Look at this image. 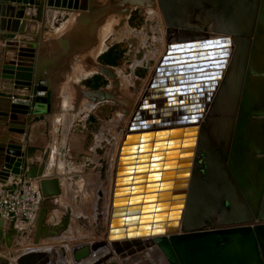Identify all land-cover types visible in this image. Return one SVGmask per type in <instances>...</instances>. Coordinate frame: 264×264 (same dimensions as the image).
Here are the masks:
<instances>
[{
	"label": "water",
	"instance_id": "water-1",
	"mask_svg": "<svg viewBox=\"0 0 264 264\" xmlns=\"http://www.w3.org/2000/svg\"><path fill=\"white\" fill-rule=\"evenodd\" d=\"M155 7L166 49L134 99L99 61L101 31ZM55 9L67 27L37 44L32 26ZM94 74L109 85L79 84ZM61 96L74 111L112 102L129 120L108 226L100 207L92 223L102 236L51 249L75 229L70 210L55 222L62 179L14 137ZM0 127V185L23 176L41 191L26 230L0 219V243L26 246L1 264H264V0H0Z\"/></svg>",
	"mask_w": 264,
	"mask_h": 264
},
{
	"label": "crops",
	"instance_id": "crops-1",
	"mask_svg": "<svg viewBox=\"0 0 264 264\" xmlns=\"http://www.w3.org/2000/svg\"><path fill=\"white\" fill-rule=\"evenodd\" d=\"M32 12L35 14V9ZM68 14L71 13L55 9L49 11L45 20L42 22L37 21L36 26H32L33 33H31L34 36L35 30L40 25L43 26L36 41L37 44L52 37V32L65 29L69 21ZM85 86L97 88L94 85ZM53 100L52 111L35 117L28 123L25 132L21 136H15L14 139L22 142L29 158L36 160L37 163L45 161L47 167H49L48 169L53 170L57 177L62 179L63 195L58 198V210H56L55 215L56 224L60 222L66 211L70 210L75 229H72L69 225L66 233H74L76 229L82 227L84 224L80 225L78 220L85 217L84 209L88 205L87 201L80 197L81 192L86 194L96 188V191L100 193L98 199L103 200L104 203L102 211L104 213L105 209L106 216L104 217L103 227L106 228L111 209V190L116 177L114 172L116 160L120 155V148L125 135V131H122L121 135L118 129V114L114 115L115 109L112 102L99 103L86 109L79 107L84 111L78 113L74 109H68L66 96L54 97ZM83 105L84 103L80 104V106ZM88 118H91L93 122H99L103 119L107 126L97 131L93 142H89V133L84 130ZM91 120L88 122L91 123ZM68 121H70L69 124ZM1 130L2 127H0ZM120 136H122L121 139ZM87 164L95 169L93 175L98 180L94 178L93 184L88 183L86 179L87 176H91V173H83ZM75 176H79L78 184L74 182ZM74 185L78 186L74 188ZM104 195L106 200H104ZM93 207L95 209V206ZM56 241L57 243L64 242L63 238H57L51 240L49 244L57 245L54 243ZM22 246L25 245L22 244ZM22 249L23 247L16 248L15 246L8 248L5 244L0 243V264L3 256L9 255L10 252L15 250L17 252L22 251Z\"/></svg>",
	"mask_w": 264,
	"mask_h": 264
},
{
	"label": "rangeland",
	"instance_id": "rangeland-1",
	"mask_svg": "<svg viewBox=\"0 0 264 264\" xmlns=\"http://www.w3.org/2000/svg\"><path fill=\"white\" fill-rule=\"evenodd\" d=\"M145 14H146L145 17L142 18L137 13L136 14L134 13L127 20V22H125L127 24V27L130 29V31H126V32L124 30L122 31V28H123L122 27L117 32H114L116 31V28H117L115 27V23H116L115 19L110 20L103 27L104 29L107 28L106 34L103 37L104 39L106 38L105 40L106 51L109 48H111V46L117 45L116 52H119V51L121 52L120 61L117 64H113V65L108 64V65L115 68L116 72L118 73L119 78L121 79L122 84L124 85L123 87L126 88L124 92H126V94L128 95L130 94V96L134 99H136L142 93V90L145 88L147 84L148 76L150 72L154 68L155 64L158 62L160 56L164 54V51L166 49V44H167V42L165 41V32L163 28L164 23H163V20L160 19L161 14H160L159 9L157 7L150 8V10L147 9ZM149 15H151V17H148ZM146 18L147 20H145ZM104 29H102L101 31V37H102V32ZM114 33H115V38H114ZM106 51H104V53ZM142 60L144 62H141ZM99 61H100V57H99ZM134 79L138 81V84L134 91L129 92L127 86H130V85L135 86L133 82ZM79 84L83 86L98 84L99 85L98 87H104V86L109 85V81L102 75L94 74L85 79H82ZM79 107L81 108V106H78L75 108V111H77L78 113H81V112L83 113L84 110H81ZM83 109H86V108H83ZM118 116L121 119L119 120L120 122L118 123V129L120 131V134L122 135V131H125V127L129 120V116L127 115L125 116L122 114L121 115L118 114ZM89 120H91V118H88V121ZM88 121L85 124L86 126L84 130H86L87 133H89V137H88L89 142H93L95 134H97V131L107 126L103 119L99 122L98 121L93 122V120H91V123H89ZM69 122L70 121H68V124ZM121 137L122 136H120V139ZM84 168L85 169L83 173H86V172L91 173L90 177L89 176L86 177L88 183L93 184L95 180L94 178H96L95 175H93L95 173L94 172L95 169H92L91 166L88 164ZM78 177L79 176L74 177V182H76L77 184H78V179H79ZM77 186L78 185L76 186L74 185V188H76ZM99 196H100V193L96 191V188L93 191L90 190V192L86 194L85 192L84 193L81 192L80 197L86 200L87 201L86 203L88 205L84 209L85 217H81V218L87 219L89 223L87 224L83 222H78L80 225L81 224H84V225L79 228L80 230L76 229L74 233L70 235V238L64 241V244L67 245V248L73 243L89 241L90 239L100 238L102 236V234L100 235L95 234L92 228L94 227L92 223L96 221L95 217L98 214L97 213L98 208L100 207V209H102L103 204H104L102 202L103 200L98 199ZM103 197L105 198V195ZM104 200H106V198ZM93 206H95V209ZM105 216H106V213L104 214L103 217ZM103 221H105V218H103ZM85 230L87 232H85ZM54 243H56L57 248H59L58 246L61 244V242L57 243L56 241ZM44 247L45 248L50 247V244H47ZM51 247L56 248V247H53L52 245ZM30 248H33V246H31ZM68 259L69 258L66 257V260Z\"/></svg>",
	"mask_w": 264,
	"mask_h": 264
},
{
	"label": "built area",
	"instance_id": "built-area-1",
	"mask_svg": "<svg viewBox=\"0 0 264 264\" xmlns=\"http://www.w3.org/2000/svg\"><path fill=\"white\" fill-rule=\"evenodd\" d=\"M41 191L35 179L19 176L0 185V219L15 233L24 231L39 208Z\"/></svg>",
	"mask_w": 264,
	"mask_h": 264
},
{
	"label": "bare ground",
	"instance_id": "bare-ground-1",
	"mask_svg": "<svg viewBox=\"0 0 264 264\" xmlns=\"http://www.w3.org/2000/svg\"><path fill=\"white\" fill-rule=\"evenodd\" d=\"M147 9H149L150 10V8H147ZM152 13V12H151ZM155 14V13H154ZM158 15V14H157ZM156 15V16H157ZM148 17H151V15H149ZM123 27V28H122ZM122 28V31L124 30L125 32L126 31H130V29L127 27V24L126 23H124L122 26H120V27H117L116 28V31H114V32H117L119 29H121ZM104 29V28H103ZM106 29L107 28H105L104 30H103V32H102V37H101V44H100V46H99V50L100 51H102V50H104L105 48H106V45H105V40H106V38L104 39L103 37H104V35L106 34ZM145 34V33H144ZM117 35V34H116ZM118 36V35H117ZM114 38H115V33H114ZM165 44V43H164ZM156 56H157V54H156ZM161 57V56H160ZM84 73H81V74H79V75H76V79H78L79 78V76H81V75H83ZM136 78V77H135ZM214 80V79H213ZM209 81H211V78L210 79H206L205 80V82H209ZM208 87L207 88H205V92L207 93L208 92ZM201 93H203L204 91H200ZM204 94V93H203ZM198 95H200V93H198ZM198 103L199 102H201V101H197ZM90 107V105H88V103H85L83 106H81V109H83V108H89ZM119 114V113H118ZM119 117V116H118ZM118 120H121L120 118L118 119ZM120 122V121H119ZM69 129V128H68ZM112 166V165H111ZM109 177V176H108ZM105 194V193H104ZM107 196V195H106ZM111 206V205H110ZM110 211H111V209H110ZM106 212H105V209H104V213H103V215L105 214ZM24 245V244H23ZM53 247L54 246H56V245H52ZM24 249L26 248V246H22ZM31 247V245L30 246H27V248H30ZM44 247V246H43ZM47 248H51V245H50V247H47ZM57 248V247H56ZM55 248V249H56ZM51 249H54V248H51ZM59 249V248H58ZM58 252H59V250H58ZM69 260V259H68ZM68 260H66V259H64L63 257H59L58 258V261L59 262H63V263H65V264H70L69 262H68Z\"/></svg>",
	"mask_w": 264,
	"mask_h": 264
},
{
	"label": "trees",
	"instance_id": "trees-1",
	"mask_svg": "<svg viewBox=\"0 0 264 264\" xmlns=\"http://www.w3.org/2000/svg\"><path fill=\"white\" fill-rule=\"evenodd\" d=\"M117 45L111 46L105 53H103L100 56V60H102V63L104 64H117L120 61L121 52H116ZM95 87H98L99 85H94Z\"/></svg>",
	"mask_w": 264,
	"mask_h": 264
},
{
	"label": "flooded vegetation",
	"instance_id": "flooded-vegetation-1",
	"mask_svg": "<svg viewBox=\"0 0 264 264\" xmlns=\"http://www.w3.org/2000/svg\"><path fill=\"white\" fill-rule=\"evenodd\" d=\"M134 13L136 14V13H137V10H133L132 13H131V16H132ZM131 16H130V17H131ZM146 19H147V18H146ZM146 19H145V20H146ZM160 19L163 20L162 16H161ZM143 60H144V59H143ZM143 60H142L141 62H144ZM100 61H101V60H100ZM101 62H102V61H101ZM51 100H53V98H52ZM51 111H52V110H50L48 113H50ZM48 113H46V114H48ZM8 230H9L10 232H12V233H15L12 229H8Z\"/></svg>",
	"mask_w": 264,
	"mask_h": 264
}]
</instances>
